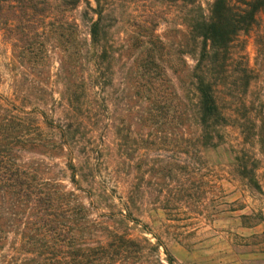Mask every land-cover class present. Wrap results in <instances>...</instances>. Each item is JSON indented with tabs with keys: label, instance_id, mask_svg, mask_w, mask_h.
<instances>
[{
	"label": "trees",
	"instance_id": "16d2710c",
	"mask_svg": "<svg viewBox=\"0 0 264 264\" xmlns=\"http://www.w3.org/2000/svg\"><path fill=\"white\" fill-rule=\"evenodd\" d=\"M249 33L264 46V0H0V264H176L160 213L220 165L260 191Z\"/></svg>",
	"mask_w": 264,
	"mask_h": 264
},
{
	"label": "rangeland",
	"instance_id": "374dc122",
	"mask_svg": "<svg viewBox=\"0 0 264 264\" xmlns=\"http://www.w3.org/2000/svg\"><path fill=\"white\" fill-rule=\"evenodd\" d=\"M212 1L199 0L205 12L210 9ZM131 8L132 5L129 11ZM137 9L141 10V7ZM162 12H167L168 25L160 21L158 31L167 36L173 33L172 26L179 20L176 18L177 9L166 6ZM171 40H174L173 37ZM244 40L246 57L260 72L255 92L264 93V46L256 44L255 33H249ZM10 59V46L0 38V67L5 74V67L11 68ZM185 79L183 76V80ZM185 93L190 96L187 90ZM185 101L191 106L189 99ZM229 135H232L231 141L240 146L236 131L229 130ZM208 154L217 162L227 158V154L222 151ZM258 157L262 158L261 167L257 171L260 191L247 186V181L234 170L220 165L214 173L219 182L212 188L213 195L211 192H198L200 197L172 207L168 216L160 213L159 219L170 218L166 220L170 226L166 229L163 240L174 252L176 264H264V154L259 153ZM146 178L148 179V175ZM152 181L157 183L156 188L159 187L156 180ZM148 182L149 180L145 181L150 186ZM219 195L221 198H215ZM158 203L165 206L164 201ZM243 214H261L263 217L258 221L255 217L242 218ZM143 220L149 223L148 218L144 217Z\"/></svg>",
	"mask_w": 264,
	"mask_h": 264
}]
</instances>
